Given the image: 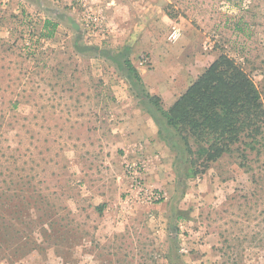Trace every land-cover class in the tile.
I'll return each instance as SVG.
<instances>
[{"label": "rangeland", "instance_id": "374dc122", "mask_svg": "<svg viewBox=\"0 0 264 264\" xmlns=\"http://www.w3.org/2000/svg\"><path fill=\"white\" fill-rule=\"evenodd\" d=\"M91 1L107 36L76 0H0V264H264V148L199 173L166 141L173 166L143 176L164 196L150 204L127 167L161 154L123 125L142 104L158 115L149 97L171 108L127 62L178 100L226 54L264 102V0Z\"/></svg>", "mask_w": 264, "mask_h": 264}, {"label": "trees", "instance_id": "16d2710c", "mask_svg": "<svg viewBox=\"0 0 264 264\" xmlns=\"http://www.w3.org/2000/svg\"><path fill=\"white\" fill-rule=\"evenodd\" d=\"M126 66L132 85H142L133 65L127 62ZM149 98L156 99L158 115L150 113L167 132L165 140L182 156L187 153L190 165L201 168L199 173L224 155L248 159L264 148L262 94L242 64L226 54L212 63L168 111L161 109L160 99Z\"/></svg>", "mask_w": 264, "mask_h": 264}, {"label": "crops", "instance_id": "0c3cea01", "mask_svg": "<svg viewBox=\"0 0 264 264\" xmlns=\"http://www.w3.org/2000/svg\"><path fill=\"white\" fill-rule=\"evenodd\" d=\"M76 24L78 23L76 22L72 23V25H74V28L77 29ZM51 27H57V26L56 24L51 23L50 21H46L44 25L42 26V30L46 34L49 35V33L51 32L50 31ZM54 32H55V28L51 32L52 36H50V38L53 37L54 35H58L57 32L55 33ZM141 78L144 82L145 88L147 89L146 94L148 96H153L154 93L157 95H160V97L162 98V102L164 103V107L166 109L171 107L172 104L175 102V100H177L176 97H174V99H171V97H169V95L166 94V92H162L159 85L157 86L150 85L147 83V81H145V78L143 76ZM148 106L150 109L148 108ZM151 111H152L151 105L142 104L140 107L136 108L134 112L131 113L130 117L128 118V120L124 121L123 125L131 124V127H134V126L140 127L141 133L143 137L145 138L144 141L150 144V147L148 148L147 153L151 155V154H154L155 152H159V154H161V156H158V155L151 156V157H156V160H153L152 158L150 159L147 155L145 156L148 159L146 161L148 165L147 167H149V169H151L152 171V169H154L155 167H157V169H161L164 166L166 167L167 163L169 162L173 166L174 158L171 159V156H172L171 149L167 146L166 140H164L162 136H160V132H158V129H157L158 124L156 123L152 114L150 113ZM115 118L118 120H122L125 117L121 115V116H115ZM160 157H163L161 161L159 160Z\"/></svg>", "mask_w": 264, "mask_h": 264}, {"label": "built area", "instance_id": "2783aa9c", "mask_svg": "<svg viewBox=\"0 0 264 264\" xmlns=\"http://www.w3.org/2000/svg\"><path fill=\"white\" fill-rule=\"evenodd\" d=\"M78 7L82 10L84 15L85 26L93 35L107 36L109 34L110 26L107 19L92 7L91 0H76ZM180 37V34L175 30L170 39L172 41H177ZM38 39V38H36ZM41 40V39H38ZM34 39H29L26 41V46L29 49H32L35 45ZM146 161H140L129 165L127 167V172L130 178L132 179L133 187L137 191L138 195L145 201L150 204L161 203L164 199V196L160 191L150 190L144 183V173L146 171Z\"/></svg>", "mask_w": 264, "mask_h": 264}]
</instances>
